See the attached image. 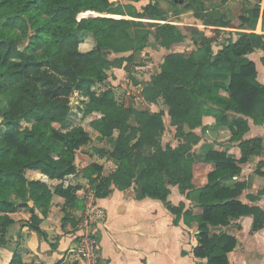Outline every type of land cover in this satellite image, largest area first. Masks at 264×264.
I'll use <instances>...</instances> for the list:
<instances>
[{"label":"trees","instance_id":"obj_1","mask_svg":"<svg viewBox=\"0 0 264 264\" xmlns=\"http://www.w3.org/2000/svg\"><path fill=\"white\" fill-rule=\"evenodd\" d=\"M144 9L149 15L161 14L156 3ZM87 10L110 16H80ZM260 11V6L249 9L239 26L246 29L237 31L236 39L229 37L217 51L208 36L188 35L174 23L157 25L159 45L170 48L190 39L196 46L189 55L182 51L164 55L159 71L144 86L149 102L162 100L168 106L180 140L174 146L163 144V109L138 108L129 95L119 100L112 86L95 89L109 78L111 68L128 70L125 62L134 57L131 52L111 58L112 53L142 50L150 43L152 32L144 21L114 16L142 17L144 13L111 0H0V94L6 98V106L0 108V245L8 244L10 226L16 222L11 213L20 208L30 211L23 226L44 234L41 223L54 195L64 198L63 225L78 226L81 217L76 220L70 210L84 208L85 201L79 197L83 184H65L64 179L81 173L93 183L96 197L108 196L113 185L124 190L135 183L139 196L165 202L175 214V224L182 218L188 225L197 224L194 255L208 259L207 264H231L228 253L238 238L224 226L247 214L254 219L251 231L264 226V210L239 199L246 182L225 183L240 174L241 164L264 151L262 136L245 137L249 118L264 124V82L258 79L257 63L249 56L262 50L264 64V32L255 31ZM215 24L229 26L230 22L219 18ZM89 36L95 46L82 50L80 44ZM74 92L80 97L76 106L71 99ZM77 108L95 116L91 126L100 136L113 137L118 131L110 151L116 167L95 160L77 165V156L89 157L84 147L92 140L88 130L75 124ZM207 116H213L215 123L205 125ZM22 121L31 125L23 126ZM198 127L204 133L215 128L219 140L196 149L202 139ZM94 150L105 152L99 147ZM199 162L213 165L205 178L196 176ZM263 166L261 160L259 174H264ZM28 169L59 182L52 187L46 180L29 178ZM201 181L203 185L196 188ZM171 185L182 193L198 189L200 209L184 210V203L172 204L168 200ZM261 193L248 197L257 200ZM8 264L30 263L15 250ZM55 264L78 263L63 257Z\"/></svg>","mask_w":264,"mask_h":264},{"label":"crops","instance_id":"obj_2","mask_svg":"<svg viewBox=\"0 0 264 264\" xmlns=\"http://www.w3.org/2000/svg\"><path fill=\"white\" fill-rule=\"evenodd\" d=\"M249 56L253 58L252 53ZM257 66L259 70L258 63ZM248 120L250 129L245 137L259 135L264 140V124H256L252 118ZM214 123L213 116L204 118L205 125ZM199 128L201 130L202 127ZM206 133L210 135L213 133L214 137L207 136V139H200L201 142L196 149L204 148L207 143L219 140V131L215 128L210 127ZM253 158H259L257 162L261 160L264 162V151L261 155H255L248 162L241 164L240 174L226 179L225 183L232 186L235 181H245L247 187L239 199L250 205H258L264 210V182L257 181L255 174L259 173L256 170L251 181L249 180L248 168L249 164H253ZM199 163H204L205 167L212 166L206 162ZM261 169L264 171V166ZM208 171L207 169L201 173L203 178ZM25 173L29 178L42 179L55 184L58 182L57 179H50L39 170L28 169ZM199 174L196 173V176ZM260 175L264 177V174ZM72 183L78 182L72 181ZM202 185L201 181L196 188ZM112 188L108 196L96 197L93 194L94 198H92L106 211L105 219L98 226L101 251L106 264H207L208 259L194 255L199 233L195 222L188 225L182 218L178 224H175V214L167 208L165 202L159 198L139 196L135 183L124 190L114 185ZM80 191H83V188ZM259 191L262 193L257 200L249 199L248 194L257 195ZM198 194V189L182 193L177 185H171L168 200L174 205L184 203V210L193 208L198 211L200 209ZM63 201V197L54 195L48 215L41 223L44 231L42 235L23 226V220L29 219L30 212L20 208L11 213L16 222L10 226L8 244L0 245V264H8L15 250L22 254L24 262L30 264H55L63 257L72 258L77 240L74 236L65 240L63 231L68 224L63 225L62 222ZM59 202L61 205L58 204ZM253 221V215L247 214L232 219L227 226H224L223 229L238 238L237 246L228 253L231 264H264V226L253 232L251 231Z\"/></svg>","mask_w":264,"mask_h":264},{"label":"rangeland","instance_id":"obj_3","mask_svg":"<svg viewBox=\"0 0 264 264\" xmlns=\"http://www.w3.org/2000/svg\"><path fill=\"white\" fill-rule=\"evenodd\" d=\"M116 3H122L124 5H129L132 9H137L142 12V17H134L130 15H120L114 17H127L131 19H137L144 21L145 27L151 30L150 43L147 47L142 50L128 51L124 53H112L111 58L125 55L128 56L131 52L134 54L131 61H126L129 69L124 67H113L109 70V78L102 83H98L95 86L97 91H101L106 87L112 86L116 92V96L119 100H124L127 95L130 96V101L138 108L149 107L153 111H158L163 109L164 122H165V132L163 135V144L167 142L176 146L179 143V138L176 136V126L172 125L170 122V117L168 114V106L164 104L162 100L158 103L149 102L144 95V86L150 80L151 76L159 71L161 62L170 51H182L186 55H189L196 46L192 43L190 39L186 41L173 44L170 48L163 47L159 45V40L156 39V30L159 23H174L178 25L182 31L188 35L195 34L196 36H208L211 38L214 51L221 49L222 45L227 41L229 37L236 39L238 37L237 31L246 28H240L243 25L242 17L248 16L249 9L260 6V16L257 22L255 31L263 33L262 19L264 10V0H111ZM148 3H156L157 10L160 11V15H149L144 11L145 5ZM93 14V15H90ZM109 13H103L95 10H87L86 14H81L80 16H98L106 15ZM219 18H223L225 21H229V26H218L215 21ZM247 23L244 24V27ZM95 46V40L92 36H89L84 41L81 42L80 48L82 50H88ZM263 51L257 49L252 53V57L255 59L256 63L259 65L258 79L264 81V64L261 61V56ZM258 68V66H257ZM134 79L139 81L135 83ZM73 101V106H76L80 102V97L78 92H74L71 96ZM6 106V98L0 94V108ZM78 115L76 116L75 124L82 125L91 134L92 140L85 146V150L90 153L89 157L82 158L77 156L76 163L81 167L83 164L89 163L95 160L103 165H109L111 167L117 166V161L112 158L110 151L113 150L115 146V139L118 135V131L114 133L113 137H102L99 132L96 131L91 126V121L95 117L94 115H85L82 110L77 108ZM233 115V114H232ZM234 116V115H233ZM232 117V116H231ZM0 120L2 117L0 116ZM22 125H31L26 121H22ZM198 133L202 135V140L208 137L213 138L214 134L204 133L202 128L198 127ZM94 147H99L105 150L103 153H98L94 150ZM197 146H195L196 148ZM147 151V150H146ZM152 152V149H151ZM253 164H249V177L250 181L253 178V173L257 171L259 166V158H253ZM257 159V160H256ZM212 165V164H210ZM212 166L205 167L204 163H198L196 168V173H204L207 169L210 171ZM256 170V171H255ZM208 171V172H209ZM28 176V175H27ZM258 182H264V177L260 174H255ZM78 182L83 184V191L79 192V196L85 201L84 208L82 210L72 211L74 218L79 219L83 211L86 208V204L92 200L94 192V185L88 179L84 178L81 173L76 175H69L64 179L65 184ZM82 181V182H81ZM59 182V181H58ZM56 182V184L58 183ZM50 186L54 187L55 183L50 182ZM61 197V196H60ZM54 198V197H53ZM61 205V202L58 203ZM64 209V204H63ZM24 211L30 212L28 209L24 208ZM29 215V214H28ZM63 217L65 215V210L63 212ZM62 217V218H63ZM30 218V216H29ZM22 221V220H21ZM77 228V226H76ZM76 228L74 224L68 222V227H64V237L71 238L76 235ZM74 233V234H73ZM73 234V235H72ZM72 235V236H71ZM69 238V239H70ZM72 260V258H69Z\"/></svg>","mask_w":264,"mask_h":264},{"label":"built area","instance_id":"obj_4","mask_svg":"<svg viewBox=\"0 0 264 264\" xmlns=\"http://www.w3.org/2000/svg\"><path fill=\"white\" fill-rule=\"evenodd\" d=\"M106 211L94 200L86 204L76 228L77 246L72 252V260L78 264H106L101 251L99 224L105 219Z\"/></svg>","mask_w":264,"mask_h":264},{"label":"water","instance_id":"obj_5","mask_svg":"<svg viewBox=\"0 0 264 264\" xmlns=\"http://www.w3.org/2000/svg\"><path fill=\"white\" fill-rule=\"evenodd\" d=\"M90 15H93V14H90ZM94 16H95V15H94ZM1 121H2V120H0V123H1ZM30 205H31V206H33V205H34V202H33V200H32V201H30Z\"/></svg>","mask_w":264,"mask_h":264}]
</instances>
